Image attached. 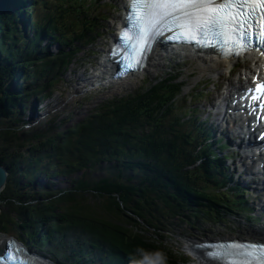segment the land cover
I'll list each match as a JSON object with an SVG mask.
<instances>
[{
  "label": "trees",
  "instance_id": "1",
  "mask_svg": "<svg viewBox=\"0 0 264 264\" xmlns=\"http://www.w3.org/2000/svg\"><path fill=\"white\" fill-rule=\"evenodd\" d=\"M83 2L0 0V163L8 171L0 232L47 251L59 264H137L138 256L183 264L161 237L178 219L192 227L193 220L205 222L211 211L230 207L213 196L221 183L209 185L216 174H227L223 157L203 138L196 117L176 105V76L112 97L64 128L54 119L23 126L29 102L34 111L37 99L50 98L52 84L100 33L102 18ZM174 115L180 117L164 120ZM84 167L104 175L73 177ZM40 174L65 175L70 185L48 189ZM231 202L247 209L242 197Z\"/></svg>",
  "mask_w": 264,
  "mask_h": 264
},
{
  "label": "rangeland",
  "instance_id": "2",
  "mask_svg": "<svg viewBox=\"0 0 264 264\" xmlns=\"http://www.w3.org/2000/svg\"><path fill=\"white\" fill-rule=\"evenodd\" d=\"M92 4L91 12H96L97 18H102L98 22V37L95 43L92 46H82L81 51L78 54V58L74 64H71L69 68L60 76L57 82H54L51 86V97L42 99L41 105L39 106V110L37 114H35V109L33 110L34 100L32 99L27 105V109L23 114V119H25L26 124H24V128L26 126H36L39 127L43 122L54 119L56 120L55 124L63 121L61 124V128L69 126L71 124H75L83 120L87 112L91 109L95 110L96 108H100L99 105L102 102L109 100L115 96H123L129 93H132L136 89L148 87L151 83H153L156 79L164 77L166 74H174L177 77V82L180 84V91L177 94V106L182 105L187 111L185 113L191 112L192 115L195 113V109H197L198 113V104H207L211 99V96L208 95L204 99V95L199 94L198 96L194 94V91L199 90L200 87L207 86L211 88V84H209L210 79L216 80L218 78V73L213 71H206L203 74L199 73L198 62L195 58H191L189 55H171L169 53H164L158 59L159 65H154L148 67V70L142 71L138 77L135 79H128L124 81H120L118 83L105 82L101 80L100 77H96L95 74H101L100 70V60L102 53H104L103 48L110 41L115 25L117 21L121 17V9L124 4V0H94ZM84 4H91L88 0H84ZM72 4H77V1L72 0ZM20 26V25H19ZM21 27V26H20ZM57 46L53 45L50 47L51 52H55L57 50ZM100 55V56H99ZM250 62L247 64L249 65ZM243 70V65L240 64L236 71L240 72ZM226 72V70H224ZM236 75L231 78V83L234 84ZM107 76V74H105ZM250 76V74H249ZM89 78V79H88ZM107 80V79H105ZM101 81L106 83L105 85H99ZM219 83H216L213 88L215 90L226 82L222 78L219 79ZM92 111V110H91ZM180 117V115L174 116H166L165 120L168 121L173 117ZM188 116V115H187ZM208 123V122H207ZM15 143V142H14ZM214 149V146L210 147ZM226 153H231L230 149L225 150ZM222 155V153H219ZM230 160L226 161L225 170L227 171L224 179L222 176L218 175L214 182H210L209 185H216V183H221V186L215 188V191H224L228 194V196H222V199L216 195H213L216 201L229 204L232 198H239L238 194L229 187L232 182H230L231 177L233 175L236 180V174L233 173V169L230 165ZM102 164L105 163L103 160ZM239 164V162L237 161ZM227 165L229 166V170L227 169ZM87 167L81 168L76 171L73 177L83 175L85 177H98L104 175L103 170ZM231 171V172H230ZM230 175V176H229ZM56 176L50 179L48 177H44L40 174V182L45 183L47 180L50 183L48 189L60 188L64 189L69 187L70 182L66 178L65 175H53ZM234 181V180H233ZM39 182V183H40ZM58 185L60 187H58ZM31 191V190H30ZM23 192V190H20ZM253 193V192H252ZM83 200L88 203L89 196L86 192H82ZM250 196V194H249ZM248 196V197H249ZM249 203L252 205V201L249 199ZM231 208V207H230ZM236 207L231 208V212H225L222 209V217L218 216L215 211H211L208 214L207 221L205 222H196L194 225L195 228L188 226L185 221L178 219L175 221V225L172 226V229L167 235H159L162 236V240L167 246L172 248L175 252L181 255V260L187 261V264H199L197 260H193L189 258L187 255V251L184 248V244L187 239L196 238V239H206L212 238L215 236H242L246 237L247 232L250 230H258L264 232V224L257 222L249 221L247 218V214L243 211H237L239 213L236 214ZM193 222V221H192ZM173 223V224H174ZM258 224V225H257ZM127 227H131L127 224ZM139 232H144L146 235H153V231L150 230L145 232L143 229L134 228ZM182 233V234H181ZM9 237H15L13 233H6ZM2 243L3 240L1 239ZM183 252V253H181ZM51 259L53 257L49 255ZM96 264H102L101 262H97Z\"/></svg>",
  "mask_w": 264,
  "mask_h": 264
},
{
  "label": "snow or ice",
  "instance_id": "3",
  "mask_svg": "<svg viewBox=\"0 0 264 264\" xmlns=\"http://www.w3.org/2000/svg\"><path fill=\"white\" fill-rule=\"evenodd\" d=\"M257 8H264V0H131L130 27L119 36L124 51L113 54L120 55L125 69H134L141 65L153 40L166 33L168 39L201 44L200 37L211 36L209 43L220 45L229 55L239 56L253 47L264 54V12L258 15ZM221 36L228 39L221 41ZM246 95L252 102L264 104V82L256 83ZM191 247L194 251L207 249L205 254L218 264H264V241L197 243ZM23 254V249L16 248L0 255L6 264H32L27 256L8 260Z\"/></svg>",
  "mask_w": 264,
  "mask_h": 264
},
{
  "label": "bare ground",
  "instance_id": "4",
  "mask_svg": "<svg viewBox=\"0 0 264 264\" xmlns=\"http://www.w3.org/2000/svg\"><path fill=\"white\" fill-rule=\"evenodd\" d=\"M197 44H200V43H197ZM168 50H169V46H164L163 44L156 45L152 49L150 55L148 56V59H147V62H146V66H145V68L142 69V71L148 70V67H151V66H154V65H159L158 59L162 56V54L164 52H166ZM189 56L191 58H195L197 60V62H198L197 66L199 68V73L200 74H203L206 71H211V72L215 71V72L218 73V75L219 74L222 75V73H220L221 70H223L224 68H230V64L229 63L227 65H222L225 62H223V61H221L219 59H216L215 57H211L207 53L204 55L205 57H203L202 54L201 55L190 54ZM219 64H221V65H219ZM255 64H256L255 62H251L244 69L242 74H245V76H246L247 72L249 70H251L255 66ZM104 69H106L105 64L103 62H100V70L103 72ZM253 72H255V70ZM230 85H233V84H230ZM234 85H238V86L241 85V82H240L239 78L235 79ZM226 90H227V92L230 91L228 86L226 87ZM240 166H242V165H240ZM242 169H243L242 167L239 168V166H237V165H235L233 167V170H236V171H241ZM5 238H6L5 235H1L0 234V240L1 239L5 240ZM231 238H238V239L240 238V239H251V240L264 241V232L263 231H258V230H256V231L250 230L249 232H247V236L246 237H239L238 235L233 236V237H225V239H231ZM199 241L200 240H197L196 238L187 239L185 244H184V248L188 252V251H190V249H192L191 246L194 243H197ZM0 246H2L1 242H0ZM194 253L197 256L199 264H215L214 262L209 261L206 258H204L202 251L198 250V251H194ZM31 258L38 264H51L49 262H44V260H42L41 258H39L38 256H35V255H31Z\"/></svg>",
  "mask_w": 264,
  "mask_h": 264
},
{
  "label": "water",
  "instance_id": "5",
  "mask_svg": "<svg viewBox=\"0 0 264 264\" xmlns=\"http://www.w3.org/2000/svg\"><path fill=\"white\" fill-rule=\"evenodd\" d=\"M7 177H8L7 168L2 163H0V193L6 184ZM0 234L6 235L5 233H1V232Z\"/></svg>",
  "mask_w": 264,
  "mask_h": 264
},
{
  "label": "clouds",
  "instance_id": "6",
  "mask_svg": "<svg viewBox=\"0 0 264 264\" xmlns=\"http://www.w3.org/2000/svg\"><path fill=\"white\" fill-rule=\"evenodd\" d=\"M51 182H46V184H42V186L50 185ZM41 185V184H40ZM47 187V186H46Z\"/></svg>",
  "mask_w": 264,
  "mask_h": 264
}]
</instances>
